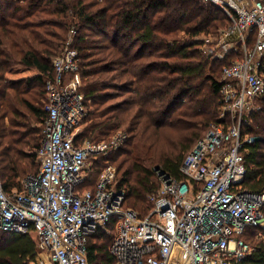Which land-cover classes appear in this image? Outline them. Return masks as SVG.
Listing matches in <instances>:
<instances>
[{"label": "trees", "instance_id": "trees-1", "mask_svg": "<svg viewBox=\"0 0 264 264\" xmlns=\"http://www.w3.org/2000/svg\"><path fill=\"white\" fill-rule=\"evenodd\" d=\"M227 25L224 12L202 0H0L3 189L19 191L21 179L39 171L45 83L54 78L52 59L65 50L73 29L71 46L87 107L77 141L107 140L119 130L126 134L119 149L92 160L80 189L94 190L108 162L116 171L113 186L125 190L123 206L146 215L148 196L160 184L155 169L184 179L179 168L185 153L223 121L226 62L200 47L202 36L217 35ZM260 69L264 74V60ZM254 103L243 129L253 142L241 186L263 193L264 95ZM115 223L112 218L89 236L88 264H117L109 251ZM246 229L249 235L257 230ZM253 245L242 264H264V236ZM36 256L32 227L25 233L0 230V264H32Z\"/></svg>", "mask_w": 264, "mask_h": 264}, {"label": "built area", "instance_id": "built-area-1", "mask_svg": "<svg viewBox=\"0 0 264 264\" xmlns=\"http://www.w3.org/2000/svg\"><path fill=\"white\" fill-rule=\"evenodd\" d=\"M202 1L228 18L217 35L202 37V53L218 60L236 57L222 67L223 121L185 153L179 168L184 179L158 170L160 184L148 196L151 207L144 216L123 206L125 190L113 186L116 171L108 162L94 190L80 189L92 160L119 149L126 134L119 130L107 140L77 141L87 107L70 29L65 50L52 59L55 76L45 83L39 171L10 192L3 189L0 172V230L34 229L32 264H88L89 236L112 218L109 251L117 264H242L253 252L241 235L249 226L264 230V192L241 186L253 142L243 126L264 95V0Z\"/></svg>", "mask_w": 264, "mask_h": 264}, {"label": "rangeland", "instance_id": "rangeland-1", "mask_svg": "<svg viewBox=\"0 0 264 264\" xmlns=\"http://www.w3.org/2000/svg\"><path fill=\"white\" fill-rule=\"evenodd\" d=\"M203 37V36H202ZM234 58H236L234 55H228V58L227 59H229V60H231V59H234ZM227 59H225V62H227ZM69 77V76H68ZM81 84H82V81H81ZM43 88H44V85L40 88V90H43ZM246 113H247V111H246ZM219 115H220V113H219ZM34 121V120H33ZM243 129H244V126H243ZM207 131V130H206ZM205 131V132H206ZM250 135V134H249ZM36 150L37 149H34V150H32L33 152L35 151L36 152ZM38 151V150H37ZM38 155V154H37ZM37 162H38V164H39V167H40V163H41V160H40V158H39V156H37ZM158 170H160V169H155V173H157L158 172ZM264 213V212H263ZM250 227H253V228H257V230L256 231H254L253 233H251L250 235H251V237H250V235L248 234V232H247V229L246 228H249V227H246L245 229H246V231L244 230V232L242 233V235H241V237L243 238V239H245V238H247V242L248 243H250L253 247H254V245L253 244H255L256 242H257V240H260L263 236H264V230L263 229H259L258 227H254V226H250ZM244 234H246V235H244ZM249 238H251V240L249 239ZM250 240V242H249V240Z\"/></svg>", "mask_w": 264, "mask_h": 264}, {"label": "water", "instance_id": "water-1", "mask_svg": "<svg viewBox=\"0 0 264 264\" xmlns=\"http://www.w3.org/2000/svg\"><path fill=\"white\" fill-rule=\"evenodd\" d=\"M158 168H156V170H157Z\"/></svg>", "mask_w": 264, "mask_h": 264}]
</instances>
